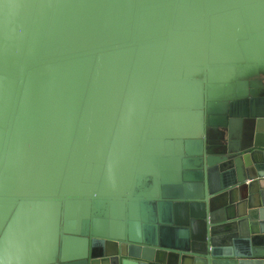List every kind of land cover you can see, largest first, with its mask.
<instances>
[{
    "label": "water",
    "instance_id": "95a60500",
    "mask_svg": "<svg viewBox=\"0 0 264 264\" xmlns=\"http://www.w3.org/2000/svg\"><path fill=\"white\" fill-rule=\"evenodd\" d=\"M264 0H0V264H264Z\"/></svg>",
    "mask_w": 264,
    "mask_h": 264
},
{
    "label": "rangeland",
    "instance_id": "374dc122",
    "mask_svg": "<svg viewBox=\"0 0 264 264\" xmlns=\"http://www.w3.org/2000/svg\"><path fill=\"white\" fill-rule=\"evenodd\" d=\"M262 77H264V76H262Z\"/></svg>",
    "mask_w": 264,
    "mask_h": 264
}]
</instances>
